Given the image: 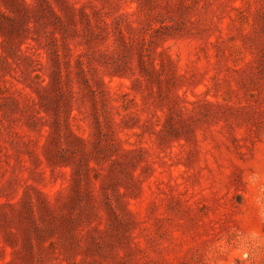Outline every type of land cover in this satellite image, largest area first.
Here are the masks:
<instances>
[{"label": "rangeland", "instance_id": "obj_1", "mask_svg": "<svg viewBox=\"0 0 264 264\" xmlns=\"http://www.w3.org/2000/svg\"><path fill=\"white\" fill-rule=\"evenodd\" d=\"M0 264H264V0H0Z\"/></svg>", "mask_w": 264, "mask_h": 264}]
</instances>
